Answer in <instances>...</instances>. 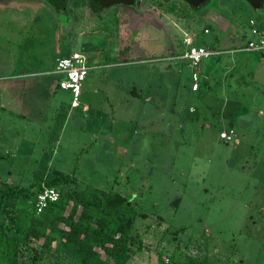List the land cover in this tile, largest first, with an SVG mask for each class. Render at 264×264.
Listing matches in <instances>:
<instances>
[{
  "label": "rangeland",
  "instance_id": "1",
  "mask_svg": "<svg viewBox=\"0 0 264 264\" xmlns=\"http://www.w3.org/2000/svg\"><path fill=\"white\" fill-rule=\"evenodd\" d=\"M17 2L0 5V191L56 169L71 186L118 192L146 215L133 223L141 244L128 264H264V54L226 50L232 36L251 38L247 20L261 11L207 0L194 15L174 0H137L97 17L69 5L66 17ZM188 45L222 51L193 68L173 57ZM72 52L89 66L76 106L51 73ZM31 201L7 210L21 221ZM39 243L22 247L19 264H72L57 238L47 251Z\"/></svg>",
  "mask_w": 264,
  "mask_h": 264
},
{
  "label": "trees",
  "instance_id": "2",
  "mask_svg": "<svg viewBox=\"0 0 264 264\" xmlns=\"http://www.w3.org/2000/svg\"><path fill=\"white\" fill-rule=\"evenodd\" d=\"M205 3L203 0L199 6ZM254 9H259L264 19V4ZM48 171L44 183H31L27 187L15 184L5 192L0 191V213L6 216V222L0 225V264H19L22 247L31 241L40 240L41 249L47 251L56 238L59 240L56 251H61L72 264H128L141 244L131 229L135 219L145 217V213L116 191L99 194L90 185L71 186L73 175L56 169ZM42 186L56 189L58 197L35 213L34 195ZM15 195L20 197V204L32 198L31 210L23 214L21 221L7 210L20 202ZM134 243H137L135 248ZM195 262L189 258L171 263ZM162 263L159 257L158 264Z\"/></svg>",
  "mask_w": 264,
  "mask_h": 264
},
{
  "label": "built area",
  "instance_id": "3",
  "mask_svg": "<svg viewBox=\"0 0 264 264\" xmlns=\"http://www.w3.org/2000/svg\"><path fill=\"white\" fill-rule=\"evenodd\" d=\"M252 23V21H249ZM203 29V32H206ZM253 33H256L252 29ZM189 41H186V44ZM235 50L241 51H254L264 54V35L258 36L255 40H247L240 46H235ZM219 53L218 50L211 49L204 46L188 45L185 52L175 55L176 59L186 60L190 66L196 68L201 60L205 57ZM89 66L86 64L85 56L80 52H72L71 54L55 59L53 73L58 76L56 80L57 87L60 89L68 90L71 94L70 105L77 104V97L80 93L81 81L85 78ZM191 77V90L198 88V73L193 70L190 74ZM234 131L232 128L222 130L218 133V138L224 142H230L234 138ZM58 197V192L53 187L42 186L34 195L33 208L35 213H39L46 206L48 202L55 201Z\"/></svg>",
  "mask_w": 264,
  "mask_h": 264
},
{
  "label": "flooded vegetation",
  "instance_id": "4",
  "mask_svg": "<svg viewBox=\"0 0 264 264\" xmlns=\"http://www.w3.org/2000/svg\"><path fill=\"white\" fill-rule=\"evenodd\" d=\"M19 1V0H18ZM22 1V0H21ZM137 0H131V2H129V0L127 1H122V2H117L114 3L112 5L109 6H104L101 8H97V7H92L93 5L90 4L91 0H64V4L62 6L57 7L56 4L52 3L49 0H32L31 4H35V3H39L43 6H46L49 10L53 11L54 14H58V13H62L64 15H66V17L69 15V5H72L74 7H84L87 9V12L89 13L90 17H97L100 16L101 14H109L110 12L113 13V10L116 8V10L119 9V6L122 5V3L128 7H134L135 6V2ZM166 2L169 3L173 0H157V4L160 2ZM177 3L180 2L184 5L187 6V9L190 12H192L194 15L199 14L198 11H200V9L202 8V6H198L195 9H193L192 7L188 6V3L185 0H174ZM203 0H197L196 3H201ZM11 5V4H16L19 6V3L17 2V0H0V5ZM110 8H113L110 10ZM69 17V16H68ZM188 41V40H186ZM185 41V43H186Z\"/></svg>",
  "mask_w": 264,
  "mask_h": 264
},
{
  "label": "crops",
  "instance_id": "5",
  "mask_svg": "<svg viewBox=\"0 0 264 264\" xmlns=\"http://www.w3.org/2000/svg\"><path fill=\"white\" fill-rule=\"evenodd\" d=\"M260 20H255L254 18H252V17H249L248 18V20H247V28H248V31H249V33L251 34V38H248V39H246V40H244L243 42H240V41H238V38H235V37H231V42L233 43V47H229L228 46V48L226 49L227 51H229V52H231V51H233V52H236V53H242V52H254V51H241V50H235L236 48H235V46H240V45H242L244 42H246L247 40H255V39H257L258 38V36H260V35H264V19H263V16H262V13H261V15H260ZM252 21V23H250L249 21ZM252 29H254L255 31H256V33H253L252 32ZM226 44V43H225ZM224 44V45H225ZM228 45V44H227ZM208 48H211V49H215V50H218V51H222L221 49H218V48H215V47H213V46H207ZM255 53V52H254ZM258 53V52H257ZM218 54L219 53H217V54H214L213 55V57L211 56V57H209L210 58V60L211 61H213V59H218ZM260 55H263V53H260ZM217 56V58H215ZM174 58H175V56H173ZM173 57H171V58H173ZM176 59V58H175ZM177 60H179V59H177ZM210 61V62H211ZM53 70H54V68H53ZM53 70L51 71V73H53ZM53 74H55V73H53ZM22 75H26V74H22ZM56 75V74H55ZM14 76H21V75H12V76H10V78H12V77H14ZM57 76V75H56ZM204 77V76H203ZM57 79H58V76H57ZM206 81V80H205ZM204 81V83H205V85H206V82ZM204 83H203V85H204ZM198 84H199V82H198ZM198 88H199V85H198ZM197 88V89H198ZM196 89V90H197ZM192 91H195V90H192ZM14 96H15V94H14ZM77 105V104H76ZM75 105V106H76ZM189 110L190 111H193V108H189ZM231 126H229L228 125V128H230ZM233 129V128H232Z\"/></svg>",
  "mask_w": 264,
  "mask_h": 264
},
{
  "label": "water",
  "instance_id": "6",
  "mask_svg": "<svg viewBox=\"0 0 264 264\" xmlns=\"http://www.w3.org/2000/svg\"><path fill=\"white\" fill-rule=\"evenodd\" d=\"M49 1L56 4L58 7L64 4V0H49ZM122 1H126V0H91L90 4L97 8H101ZM185 1L188 3V6L192 7L193 9H195L200 5V3H196L197 0H185ZM244 1H246L248 5L252 8H259L264 4V0H244ZM129 2H131V0H129Z\"/></svg>",
  "mask_w": 264,
  "mask_h": 264
}]
</instances>
